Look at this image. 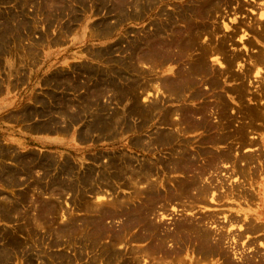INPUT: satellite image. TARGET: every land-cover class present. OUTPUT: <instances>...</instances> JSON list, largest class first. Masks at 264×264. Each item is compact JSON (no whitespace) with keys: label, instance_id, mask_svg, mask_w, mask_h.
<instances>
[{"label":"rangeland","instance_id":"1","mask_svg":"<svg viewBox=\"0 0 264 264\" xmlns=\"http://www.w3.org/2000/svg\"><path fill=\"white\" fill-rule=\"evenodd\" d=\"M115 1L118 4L128 2ZM185 1L162 0L136 17V11L120 5L112 7L110 0H0V264L264 263V144L258 140V133L264 134V98L261 99L264 94V65L255 63L259 53L264 56V43L256 35L260 27L255 23L264 14V0H228L227 6L215 9L207 20H198L200 25L206 24L217 32L214 37L201 35L199 44L213 46L227 35L232 37L230 41L224 39L225 56L215 55L209 59L214 73L218 75L219 71H225L228 59L235 56L237 60L229 66L228 75L249 72L243 82L246 93L241 109L239 102L227 91L240 82L228 81V75L219 77V84H222L219 96L231 106L229 116L235 115L233 119L227 115L223 117L220 121L223 125L230 123L233 129L250 122L251 118L236 112L243 108L247 111L250 106L261 115L254 124L260 131H248V137L257 138L258 147L263 145L262 150L257 152V161L248 166V174L233 173L230 164H223L218 170H206L199 185L209 186L206 194L209 196H205V201L192 203L191 206L195 204L192 208L187 200H194L197 195V186L191 181L197 175L194 170L190 173L191 170L183 168L180 172L179 168L175 170L173 167L175 165L170 160L174 155L175 160L178 157L174 154L180 149L178 144L172 147L143 145H147L158 130L165 134L174 130L169 126L170 121L168 124L157 123L158 120L153 117L155 110L151 111V108L149 114L145 109L158 96H162L163 112H174H170L171 120L177 117L180 106L189 108L203 103L205 106L214 104L213 92L208 93L205 99L195 101H190L188 95L181 102L165 94L163 82L170 79L172 73L169 69L177 67L171 63L164 64L163 56L158 55L154 41L148 36L153 25L166 23L167 14L173 18L181 13L191 15L188 10L192 0ZM177 24V29L183 28V22ZM169 31L168 28L167 33L171 35ZM67 40L68 44L63 43ZM147 49L154 51L152 53ZM103 53L106 54L104 60L94 57ZM131 83H134L133 90L129 89ZM253 96H259V99L254 100ZM216 117H209V120L217 122ZM191 137V134L185 136L187 141ZM138 140L142 141V145L136 143ZM189 144L187 147L192 153L204 147L207 151L211 150L208 151L210 153L221 150L212 145ZM207 156L208 159L211 157L209 154L200 156L199 166L207 163ZM129 159L133 162L127 163ZM144 162L154 167L149 174L142 172ZM132 168H137L135 170L143 173L144 177L143 174L138 173V176L133 173ZM88 173L92 177L85 181L84 176ZM189 182L187 188L182 187ZM181 188L185 190L182 192ZM153 193H156L155 198ZM136 195L140 196L139 200ZM182 195L184 197L179 199ZM166 200L176 202L167 203ZM121 201H124L126 209L121 206L124 205ZM157 202L161 205H156ZM89 204L95 206L94 209ZM115 204H120V207ZM148 204H151V209L148 207L146 215L132 212L133 206L138 208ZM179 205L185 206V209ZM96 211L98 217H95ZM209 217L212 220L209 221ZM191 220H204L202 228L205 227L204 231L210 234L206 239L200 234H197L199 238L191 236H195V240L178 234L180 244L178 237L174 236L184 230L176 232V228L178 225L180 228L184 225L188 227L193 223H190ZM86 222L90 224L87 226ZM153 229L156 234L161 233L160 237L163 235L165 240L162 244L156 242L160 237L149 235ZM158 243L164 245V249Z\"/></svg>","mask_w":264,"mask_h":264},{"label":"bare ground","instance_id":"2","mask_svg":"<svg viewBox=\"0 0 264 264\" xmlns=\"http://www.w3.org/2000/svg\"><path fill=\"white\" fill-rule=\"evenodd\" d=\"M128 2H125L124 4H118L116 1L115 2H113V0H110V5L112 6V7H118L119 5L120 6H123V8L124 7H128L129 9H131V10H133L134 12L136 11V13H135V16L136 17H138V16H141V13L142 12H144V11H147V10H149L151 7H153V5H156V4H158V3H161L162 2V0H127ZM187 1V0H186ZM185 1V2H186ZM191 1V0H190ZM189 1V2H190ZM103 2V1H102ZM119 2V1H118ZM229 1L228 0H192L191 1V6L189 7V12H190V14L191 15H189V14H186V13H181V14H179V15H176L174 18L172 17V15H166L167 16V18H166V23L164 24V25H156L155 24V26L153 25V29L150 31V33H148V36H149V38H151L153 41H154V44H155V46H156V48L158 49V51H159V54L158 55H162L163 57H162V60H164V64H167V63H171V64H174V66L175 67H177V68H171V69H169V71L172 73L171 74V76H170V79H166L167 81H164L163 82V88H164V91H165V94H168L167 96L168 97H174V101H177V102H181L182 100H185V99H187V97H188V95H189V98L188 99H190V101H195V100H198V99H205V96L208 94V93H212L213 92V94H214V99L215 100H213L212 101V103H214L213 104V106L212 105H208V106H205V105H200L199 107H196V106H194V105H192L191 107H189L188 108V106H187V108L185 107H179L180 109H178V111L179 112H176V115H177V117L175 118V119H173V120H171V118H170V112H173V111H166V112H163L164 111V105H163V101H162V96H158L155 100H153V102L151 103V105H149V106H147L145 109L147 110V112L148 111H150V109L152 108V110L151 111H154L155 110V116H153V117H155L157 120H158V124H168L169 123V121H170V123H169V126L170 127H173L174 128V130L172 131V132H168L169 134H165V133H162V132H160V130H158V131H156L155 132V134H154V136L149 140V142L147 143V145L146 144H143L145 147H150V146H164V145H167V146H173V145H175L176 143L178 144V147L180 148V149H178V147L177 146H175L177 149H178V151H176V153H174V154H176L178 157L176 158V160H175V155L174 156H170L171 157V163L173 164V165H175V166H173L174 168H175V170H176V168H179L178 170L180 171V169H187L188 171L189 170H191L190 171V173H192V170H194L195 172H193L195 175H197V177L196 178H190L191 179V181L193 182L192 184L193 185H196L195 187V189L197 190V195H195L194 197H195V199L194 200H190V199H188L187 201L190 203V205H188V206H191L192 205V203H195V202H197L198 200L199 201H205L204 200V198H205V196H206V198L209 196V194H208V196L206 195L209 191L208 190H210V188H209V186H208V188L207 187H204L202 184L201 185H199V183H200V180H201V177L202 176H204L203 174H204V172H206V170H208V169H211V170H218V168L220 169V167H221V165H223V164H226V166L228 165L229 166V164H230V166H229V168H231V171L234 173L235 172V174H236V171H237V174H238V172L241 174V173H247V168H248V166L250 165L251 166V164L253 165L256 161H257V159H258V157H259V155L257 154V152H259V151H261L262 150V148H263V145L261 144L259 147H258V140H260V141H263V144H264V134H261V132L260 133H258V135H259V139L257 140V141H255L257 138H251V137H248V131L251 129L252 130V132H258V131H260L258 128H256V127H254V124L256 123V121H257V119L261 116L260 115V112L259 111H257V110H255L254 108H251V106L249 107L250 109H247V111L243 108L242 110H240L241 108H242V105H240V104H242V102H243V99H244V96H245V93L246 92H244V89H243V82L245 81V79H247V77H248V75H249V72L248 73H244V74H241V75H237V76H235V75H228L229 74V72H230V69H229V66L231 67V65L237 60L235 57H233V59H228V61H227V67H225L226 68V70L225 71H219L220 73L217 75V74H215L214 73V69L211 67V64L209 63V59H211V57L212 56H215V55H224V48H223V43H225L226 42V40H224V39H227L228 41H230V40H232L231 38V36H228L227 35V37L226 38H224L223 40L222 39H219V41H218V43L217 44H214V43H212V44H214L213 46H211V45H209V46H207V45H203V44H199L200 43V41L198 42V40H200V36L202 35V36H212V37H214V35L216 36L217 34V32L215 31V29H211V28H208V26L206 25V24H203V25H200V23L198 22V20H201L202 22H204L205 20H207L211 15H213V11H216L215 9H218V7H221V6H227L229 3H228ZM111 7V8H112ZM156 7V6H155ZM174 7V6H173ZM185 7V6H184ZM110 8V9H111ZM120 8V7H119ZM166 8V7H165ZM174 8H176V7H174ZM186 8V7H185ZM121 10H122V7L120 8ZM126 9V8H125ZM162 10H163V7H162ZM162 10H160L159 12H161ZM166 10V9H165ZM219 10L221 11V9L219 8ZM218 10V11H219ZM125 11V10H124ZM167 11H169V10H167ZM166 11V12H167ZM132 12V11H131ZM130 12V13H131ZM134 12H133V14H134ZM163 12H165V11H163ZM162 12V13H163ZM179 12V11H178ZM180 12H181V10H180ZM162 13H160V14H162ZM170 13V12H169ZM216 13H218V12H216ZM143 14V13H142ZM157 14H158V12H157ZM163 15H165V14H163ZM161 16V15H160ZM261 17H260V19H258L259 21L257 22H255L259 27H260V30L258 31V32H256V35H257V37L259 38V39H261L262 41H263V43H264V19H263V16H264V14H261L260 15ZM212 17H214V16H212ZM177 18H178V20H177ZM153 22V21H152ZM178 22H183V26H181V27H183L182 29L180 28V29H177L178 28ZM158 23V22H157ZM153 24V23H152ZM106 25V24H105ZM180 27V26H179ZM210 27V26H209ZM100 28V27H99ZM98 28V29H99ZM149 28V27H148ZM168 28H169V32H171V35H168V33H167V31H168ZM100 30H103V29H100ZM104 31V30H103ZM148 31V30H147ZM218 31V30H217ZM100 32V31H99ZM99 32H98V34H99ZM106 32V31H105ZM219 32V31H218ZM96 34H97V31H96ZM103 34H104V32H103ZM204 34V35H203ZM165 35V36H164ZM235 35V34H234ZM234 35H233V37H234ZM255 35V34H254ZM226 36V35H225ZM210 38V37H209ZM211 39V38H210ZM210 39H209V41H210ZM215 39V38H214ZM259 39H257V40H259ZM213 41V40H212ZM145 42V41H144ZM214 42V41H213ZM147 43V42H146ZM211 43V42H210ZM148 44V43H147ZM150 44V43H149ZM207 44V43H206ZM140 46V45H139ZM150 46V45H149ZM148 46V47H149ZM141 47H143V46H141ZM147 47V48H148ZM151 47V46H150ZM154 47V46H153ZM136 47H134V49H135ZM145 49V48H144ZM133 49H131V51H132ZM146 51V50H145ZM147 51H151V50H148L147 49ZM153 51L154 50H152L151 52L153 53ZM135 52V51H134ZM156 52H157V50H156ZM107 53V52H106ZM152 53H151V55H152ZM104 55H106L105 53H103V54H95V58H97V59H99V60H104L105 59V57H104ZM157 55V54H156ZM148 56H150V55H148ZM225 56V55H224ZM225 59V58H224ZM152 63H154V62H152ZM255 63L256 64H258V65H264V56L262 55V54H260L259 53V56L256 58V60H255ZM163 64V65H164ZM170 64V65H171ZM151 66V65H150ZM90 69H92V68H90ZM80 70V69H79ZM79 70H77V72L79 71ZM83 70V69H82ZM165 70V69H164ZM259 70V69H258ZM257 70V71H258ZM83 72V71H82ZM246 72V71H245ZM259 72H260V70H259ZM91 73V72H90ZM85 74V73H84ZM84 74H82V76L84 75ZM86 74H87V72H86ZM85 74V75H86ZM260 73H258V75H259ZM78 75H79V73H78ZM81 75V74H80ZM79 75V76H80ZM89 75V74H88ZM91 75V74H90ZM221 75H223L224 77H226L227 75H228V77H226L227 79H228V81H233V82H240L239 84H237L236 86H233V87H231V89H227V91L229 92V93H231L232 94V96H233V98L234 99H236L237 100V102H239L238 104H239V106H240V109H238V110H240V111H236L237 112V114H239V112H240V115H241V113H243V115L242 116H244L245 118H248V119H252V120H250V122H247V123H245L244 122V125H242V126H238V127H236V128H233V129H231V125H230V123H229V125L228 126H226V125H223L224 123L223 122H220L222 119H224L223 117H225L226 115L228 116V117H230L231 119H233V116H235V115H233V116H229V110L231 111V109L229 108V107H231V106H229V103L227 104V103H225L226 101H224L225 99H224V97L222 98V99H224V100H222L221 99V96H219V94L221 93L220 91H219V89L221 88L220 86L222 85V84H219V77H222ZM64 76V75H63ZM65 76H67V75H65ZM91 76H93V75H91ZM103 76H105V75H103ZM61 77V76H60ZM70 77V76H69ZM68 77V78H69ZM89 77V76H88ZM54 78V77H53ZM91 78V77H90ZM89 78V79H90ZM105 78V77H104ZM67 79V78H66ZM77 79V78H76ZM135 79V78H134ZM64 80H65V78H64ZM70 80V79H69ZM81 80V79H80ZM84 80V79H83ZM88 80V79H87ZM100 80V79H99ZM135 80H137V79H135ZM60 81V80H59ZM157 81H158V79H157ZM160 81V80H159ZM159 81H158V83H159ZM49 82V81H48ZM77 82V81H76ZM85 82V81H84ZM100 82V81H99ZM111 82V81H110ZM116 82V81H115ZM132 82V81H131ZM156 82V81H155ZM65 83V82H64ZM78 83V82H77ZM103 83V82H102ZM74 84V83H73ZM79 84V83H78ZM81 84V83H80ZM83 84V83H82ZM99 85H100V83H98ZM111 84V83H110ZM114 84V82L112 83V85ZM133 84L134 83H131V85H130V87H129V89H131V90H133ZM154 84V83H153ZM116 85V84H115ZM118 85V84H117ZM136 85V84H135ZM203 85V89L202 88H199V87H201ZM84 86V85H83ZM94 86H95V84H94ZM102 86V85H101ZM143 86V85H142ZM159 86V85H158ZM157 86V87H158ZM75 87V86H74ZM79 87V86H78ZM89 87V86H88ZM106 87V86H105ZM104 87V88H105ZM144 87V86H143ZM155 87V86H154ZM90 88V87H89ZM102 88H103V86H102ZM109 88H111V86L109 87ZM198 88V89H197ZM80 89H81V87H80ZM100 89V88H99ZM106 89H108V88H106ZM113 89V88H112ZM120 89V88H119ZM118 89V90H119ZM127 89H128V87H127ZM128 89V90H129ZM143 90H144V88H142ZM160 88H158V91H160L159 90ZM263 89V93H264V88H262ZM261 89V90H262ZM87 90V89H86ZM93 90V89H92ZM98 90V89H97ZM125 90V89H124ZM128 90H126V92H128ZM150 90V89H149ZM163 90V89H162ZM72 91V90H71ZM78 91V90H77ZM146 91V90H145ZM163 91V92H164ZM245 91H246V89H245ZM90 92V91H89ZM155 93V92H154ZM157 93V92H156ZM138 94V93H137ZM224 94V93H223ZM82 95V94H81ZM125 95V94H124ZM213 96V95H212ZM211 96V97H212ZM54 97H57V95H55ZM59 97V96H58ZM66 97V96H65ZM85 98H86V94H85V96H84ZM123 97V96H122ZM207 97V96H206ZM79 98H81V97H78V99ZM89 98V97H88ZM87 98V99H88ZM138 98H139V96H138ZM137 98V99H138ZM264 98V94H262V96H261V99H263ZM83 99V98H82ZM123 99V98H122ZM166 99V98H165ZM252 99H259V96H253L252 97ZM89 100V99H88ZM91 101V100H90ZM164 102H165V100H164ZM168 101H166V103H167ZM170 102V101H169ZM168 102V103H169ZM257 102V101H256ZM75 103V102H74ZM91 103V102H90ZM137 103V102H136ZM191 103V102H190ZM207 103V102H206ZM205 103V104H206ZM209 103V102H208ZM79 104V103H78ZM77 104V105H78ZM135 104V103H134ZM165 104V103H164ZM192 104V103H191ZM211 104V103H210ZM84 105V104H83ZM67 106V105H66ZM186 106V105H185ZM80 107V106H79ZM246 108H247V105L245 106ZM253 107V106H252ZM90 108V107H89ZM238 108V107H237ZM244 110V111H243ZM142 111V110H141ZM174 111H175V109H174ZM243 111V112H242ZM129 113V112H128ZM135 113V112H134ZM143 113V112H142ZM149 113V112H148ZM174 113V112H173ZM150 114V113H149ZM162 114V116L160 117V115ZM236 114V113H235ZM236 114V115H237ZM130 115L131 116H134V114H131V112H130ZM144 115V114H143ZM173 115V114H172ZM215 115H217V117H216V119L218 120L217 122H212V119L211 120H209V117H212V116H215ZM246 115V116H245ZM65 117V116H64ZM141 117H142V115H141ZM150 117V116H149ZM149 117H147V118H149ZM227 117V118H228ZM238 117V116H237ZM62 118V117H61ZM144 118V117H143ZM234 119H235V117H234ZM142 120V119H141ZM145 120V119H144ZM228 120V119H227ZM236 121L238 120V119H235ZM143 121V120H142ZM211 121V122H210ZM223 121V120H222ZM234 121V120H233ZM145 122V121H144ZM229 122H231V121H229ZM238 122V121H237ZM242 122V121H241ZM258 122V121H257ZM223 123V124H222ZM227 123V122H226ZM225 123V124H226ZM236 123V122H235ZM234 123V124H235ZM237 124V123H236ZM235 124V125H236ZM242 124V123H241ZM134 125V124H133ZM256 125V124H255ZM54 126V125H53ZM259 126V125H258ZM128 127V126H127ZM165 127V126H164ZM106 128V127H105ZM105 128H103V129H105ZM145 128V127H144ZM261 128V127H260ZM36 129V128H35ZM38 129V128H37ZM40 129V128H39ZM49 129H50V127H49ZM57 129H58V127H57ZM131 130H133L132 129V127L130 128ZM130 129H128V130H130ZM143 129V128H142ZM157 129H159V128H157ZM42 130H44L43 128H42ZM42 130H40V131H42ZM127 130V131H128ZM39 131V130H38ZM45 131V130H44ZM58 131V130H57ZM108 131V130H107ZM167 132V131H166ZM102 133V132H101ZM105 133V132H104ZM154 133V132H153ZM251 133V132H250ZM262 133H263V131H262ZM189 134H191L192 135V137H191V140L193 141H191L190 139V141L191 142H188L187 141V139L185 138V136H188ZM252 134V133H251ZM255 135V134H254ZM255 137V136H254ZM194 139V140H193ZM142 141H137L136 143L137 144H139V143H141ZM143 143H144V141H143ZM192 144V145H194V144H200V146H201V144L202 145H212V146H215V147H217V148H220L221 150L219 151V152H215V153H210L211 152V150H208V151H210V152H208L207 150H206V147H204V148H198V151H196V153L195 152H193L192 153V151L191 150H189L188 149V144ZM189 144V145H190ZM141 145H142V143H141ZM174 147V148H175ZM154 148V147H153ZM197 148V147H196ZM240 149H243V151H242V153H239V152H237V151H239ZM245 149V150H244ZM170 152H171V150H169ZM191 151V152H190ZM174 152V151H173ZM243 152H244V154H243ZM200 153V154H199ZM206 154H209V156L211 155V157H209V159H208V156H207V163H205L204 165H202V163L200 164L201 166H199L198 165V163L199 162H201V160H200V156L202 155V156H206ZM261 154V153H260ZM262 155V154H261ZM261 155H260V157H261ZM127 156V155H126ZM169 156V155H168ZM264 157V156H263ZM126 158V157H125ZM124 159V158H123ZM132 159V158H131ZM169 159V158H168ZM206 159V158H205ZM261 159V158H260ZM125 160V159H124ZM160 160V159H159ZM162 160V159H161ZM164 160V159H163ZM262 161V160H261ZM126 162L127 163H129V162H133V160H126ZM163 162V161H162ZM205 162V161H204ZM244 162V164H242ZM123 163V162H122ZM164 163V162H163ZM166 163V162H165ZM167 163H169V160H168V162ZM171 164V165H172ZM262 164H263V162H262ZM112 165V164H111ZM130 165H131V163H130ZM138 166V165H137ZM263 166H264V164H263ZM129 167V166H128ZM127 167V168H128ZM132 167V166H131ZM130 167V168H131ZM165 168H167L166 167V164H165V166H164ZM240 167H242V168H240ZM152 168H154V167H151V166H148L147 165V163H143L142 164V172L143 173H150L153 169ZM174 168L172 169L171 167H170V170L171 171H174ZM251 168V167H250ZM133 169V168H132ZM135 169H137V168H135ZM135 169H133V170H131V171H133V173H135V174H138L139 172H138V170H135ZM245 169V170H244ZM252 169V168H251ZM140 170V169H139ZM168 170V169H167ZM255 170H256V168H255ZM254 170V171H255ZM129 171H130V169H129ZM141 171V170H140ZM155 171V170H154ZM170 171V172H171ZM188 171H186V172H188ZM181 172V171H180ZM208 172V171H207ZM210 172V171H209ZM208 172V173H209ZM130 173V172H129ZM143 173H139V174H143ZM210 173H213V171L212 172H210ZM215 173V172H214ZM213 173V174H214ZM139 174H138V176H139ZM188 174H189V172H188ZM187 174V175H188ZM193 174V175H194ZM213 174H211V175H213ZM234 174V175H235ZM248 174V173H247ZM264 174V173H263ZM134 175V174H133ZM151 175H152V173H151ZM208 175V174H207ZM91 175L88 173V174H86L85 176H84V180L85 181H88V179H89V177H90ZM138 176H137V178H138ZM141 176V175H140ZM143 177H144V174L142 175ZM146 176V175H145ZM150 175H148V178H150L149 177ZM214 176V175H213ZM241 176V175H240ZM247 176H249V175H247ZM92 177V176H91ZM142 177V178H143ZM188 177V176H187ZM189 177H192V176H189ZM194 177V176H193ZM205 177V176H204ZM203 177V178H204ZM210 177H212V176H210ZM215 177V176H214ZM214 177H212V178H214ZM244 177V174L242 175V178ZM140 178V177H139ZM202 178V179H203ZM211 178V179H212ZM132 179V178H131ZM136 179V178H135ZM91 180V179H90ZM140 180V179H139ZM143 180V179H142ZM205 180H206V178H205ZM210 180V179H209ZM215 179H212V181H214ZM218 180V179H217ZM216 180V181H217ZM84 181V182H85ZM204 181V180H203ZM182 182H184V181H182ZM181 182V183H182ZM211 182V181H210ZM179 183V182H178ZM191 182H189L187 185H183L182 187H186L187 188V186L190 184ZM88 184V183H87ZM177 184V183H176ZM152 185V184H151ZM175 186H177V185H175ZM178 188H179V186H177ZM177 188V189H178ZM260 188H262V185L260 184ZM151 189V188H150ZM150 189H148L147 191H149ZM155 189V188H154ZM182 189V188H181ZM180 189V190H181ZM214 189V188H213ZM96 190V189H95ZM93 191V193L94 192H96V191ZM158 190V189H157ZM160 190V189H159ZM169 190H171V189H169ZM179 190V191H180ZM185 190V189H184ZM183 189H182V192L184 191ZM138 191V190H137ZM150 191H152V190H150ZM167 191H168V189H167ZM178 190H177V192H179ZM194 191V190H193ZM138 192H140V191H138ZM144 192L145 191H143L142 190V194H144ZM175 192V191H174ZM149 193V192H148ZM147 193V194H148ZM159 193H160V191H159ZM193 193V192H192ZM195 193V192H194ZM95 194V193H94ZM97 194V193H96ZM95 194V195H96ZM137 194H139L140 195V193H137ZM142 194L140 195V196H142ZM156 194V193H155ZM154 193H153V196L155 195ZM168 194V193H167ZM172 194V193H171ZM180 194V193H179ZM191 194V193H190ZM98 195H99V192H98ZM146 195V194H145ZM159 196L161 195V194H158ZM157 195V196H158ZM176 195V194H175ZM174 195V196H175ZM183 195H184V193H183ZM180 196L179 197V199H181V197H184V196ZM192 195V194H191ZM137 197H135V198H138V197H140V196H138V195H136ZM148 196H149V194H148ZM151 196V195H150ZM158 196V197H159ZM164 196V195H163ZM165 196H168V195H165ZM187 196V195H186ZM185 196V197H186ZM189 196V195H188ZM152 197V196H151ZM150 197V198H151ZM170 197V196H169ZM172 195H171V199H172ZM176 197V196H175ZM191 197V196H190ZM193 197V198H194ZM134 198V197H133ZM154 198H155V196H154ZM157 198V197H156ZM160 198H162V197H160ZM132 199V198H131ZM152 199V198H151ZM166 199V198H165ZM168 199V198H167ZM170 199V198H169ZM186 199V198H185ZM138 200H139V198H138ZM153 200V199H152ZM159 200H161V199H159ZM133 201V200H132ZM140 201H142V200H140ZM155 201H157L156 199H155ZM167 201V203H175L176 202V200H166ZM178 201H184V200H178ZM178 201H177V203H178ZM198 201V202H199ZM113 202V201H112ZM115 202V201H114ZM117 202H119V201H117ZM117 202H115V203H117ZM127 202V201H126ZM181 202V203H182ZM89 203H90V201H89ZM121 203L122 204H124V201L122 202L121 201ZM120 203V204H121ZM134 203H135V201H134ZM143 203H146V202H143ZM188 203V204H189ZM200 203V202H199ZM202 203V202H201ZM87 204V203H86ZM85 204V205H86ZM101 204V203H100ZM113 204V203H112ZM119 204V205H120ZM126 204H128V203H126ZM131 204V203H130ZM159 204V206L161 205L160 203H158L157 202V204L156 205H158ZM163 204V203H162ZM90 205V204H89ZM97 205V204H96ZM99 205V204H98ZM97 205V206H98ZM118 204L116 205L115 204V206L117 207V206H119ZM132 205V204H131ZM149 205V206H148ZM148 205H146V206H140V207H138V208H136L135 206H133V208H134V210L132 211V212H134V214H136V212L138 213V211L140 212V213H143V215H146V210H148V207H149V209H151V204H148ZM165 205V204H164ZM194 205L195 204H193V206H191L192 208L194 207ZM91 206V205H90ZM89 206V207H90ZM122 207L123 206H125V204L124 205H121ZM128 206V205H127ZM169 206V205H168ZM182 207L183 205H179V207ZM95 207V206H94ZM94 207L93 206H91V208H93L94 209ZM120 207V206H119ZM122 207H121V210H122ZM156 208H157V206H155ZM167 207V206H166ZM178 207V208H179ZM185 206H183V208H184ZM87 208V207H86ZM90 208V209H91ZM124 208V207H123ZM131 208V207H130ZM117 209V208H116ZM115 209V211L116 212H118L117 210ZM124 209H126V207L124 208ZM153 209V208H152ZM185 209V208H184ZM189 209L190 208H188V210L187 211H189ZM95 210H97V209H95ZM98 210H100V209H98ZM130 209H128V211H129ZM155 210V209H154ZM153 210V211H154ZM159 210H161V208L159 209ZM193 210V209H192ZM150 212H153V211H151V210H149ZM162 211H163V209H162ZM165 211H166V208H165ZM185 211V210H184ZM106 212V211H105ZM108 212H110V211H108ZM116 212H115V215H116ZM119 212H121V211H119ZM130 212V211H129ZM129 212H128V214H129ZM148 212V211H147ZM155 212H156V210H155ZM96 213H97V211L95 212V217H98L97 215H96ZM121 213H123V211L121 212ZM120 213V214H121ZM98 214V213H97ZM102 214H103V211H102ZM125 214V213H124ZM133 214V213H132ZM139 214V213H138ZM154 214V213H153ZM164 214V213H163ZM216 214V213H215ZM214 214V215H215ZM99 215V214H98ZM122 215V214H121ZM217 215V214H216ZM101 216V215H100ZM103 216H107V215H103ZM118 216V215H117ZM123 216V215H122ZM129 217H130V215H128ZM133 216V215H132ZM141 216H142V214H141ZM147 216H149V212H148V215ZM147 216H145V217H147ZM203 216V215H202ZM209 216H212V214H210ZM94 217V218H95ZM127 217V216H126ZM125 217V218H126ZM129 217H127V218H129ZM134 217H135V215H134ZM136 217H137V215H136ZM135 217V218H136ZM145 217H143L142 219H144ZM205 217V216H204ZM208 217V216H207ZM213 217V216H212ZM102 218H104V217H102ZM134 218V219H135ZM138 218V217H137ZM136 218V219H137ZM195 218V217H194ZM211 217H209V221L210 220H212V218L210 219ZM215 218V217H214ZM133 219V218H132ZM92 220H94V219H92ZM103 220V219H102ZM102 220H100V221H102ZM139 220V219H138ZM147 220H149V219H147ZM186 220H188V219H186ZM99 221V220H98ZM128 221V220H127ZM127 221H126V223H127ZM133 221H135V220H133ZM133 221H132V224H134L133 223ZM140 221V220H139ZM138 221V222H139ZM143 221V220H142ZM146 221V220H145ZM190 221V220H189ZM204 220H202V222H203ZM208 221V223H210ZM214 221V220H213ZM212 221V222H213ZM87 222H89V221H87ZM87 222H86V224L85 225H87ZM125 222V221H124ZM123 222V223H124ZM141 222V221H140ZM147 222V221H146ZM151 222V221H150ZM177 222H179V221H177ZM184 222H185V220H184ZM187 222V221H186ZM193 222V223H192ZM202 222L201 221H192L191 220V222L190 223H192V224H190L188 227H186L185 225H184V223H183V225L184 226H182L181 228H180V225H178L179 227L178 228H176V232H177V230H179L180 231V229H181V231L182 230H184V232H179V233H175V235L176 236H174V237H178V242H179V240L181 239V237L182 236H185V237H187L188 238V236H190V240L193 238H191V236H193V235H196V236H198L197 234H200V236L201 237H204L205 239H206V237H208V234H210V232L209 233H207L208 231L207 230H205L204 231V228H202L203 226H202ZM205 222H206V220H205ZM232 222V221H231ZM174 223V222H173ZM90 224V223H89ZM88 224V225H89ZM146 224V223H145ZM179 224V223H178ZM87 225V226H88ZM93 225V224H92ZM125 225V224H124ZM143 225H144V223H143ZM172 225V224H171ZM204 225V224H203ZM84 226V225H83ZM101 226V225H100ZM100 226H98V227H100ZM126 226H128V224H126ZM134 226H136V225H134ZM149 226V225H148ZM152 226H154V224L152 225ZM156 226V225H155ZM175 226V225H174ZM86 227V226H85ZM91 228V227H90ZM94 228H96V227H94ZM100 228H102V227H100ZM99 228V229H100ZM142 228V227H141ZM140 228V229H141ZM146 228H149V227H146ZM156 228H157V226H156ZM93 229V228H92ZM126 229V228H125ZM150 229H151V227H150ZM159 229V228H158ZM206 229H208L207 227H206ZM88 230H89V228H88ZM88 230H86V233H87V231ZM127 230H128V227H127ZM142 230H143V228H142ZM95 231V230H94ZM98 231V230H97ZM163 231V230H162ZM167 231V230H166ZM209 231H211V230H209ZM100 232V231H99ZM102 232V231H101ZM126 232V231H125ZM150 232V231H149ZM95 233V232H94ZM120 233H123V232H120ZM145 233V232H144ZM158 233H160V232H158ZM185 233V234H184ZM119 234V233H118ZM124 234V233H123ZM146 234H147V232H146ZM164 234H166V233H164ZM172 234H174V232L172 233ZM179 234V236H181V237H179V236H177ZM86 236H87V234H85ZM85 235H83V236H85ZM95 235H96V233H95ZM98 235V234H97ZM96 235V236H97ZM117 235V234H116ZM120 235V234H119ZM140 235V234H139ZM149 235H152V237H154V236H156V237H160V235H161V233L158 235V234H156L155 232H154V229H153V232H151V233H149ZM169 235V234H168ZM86 236H85V238H86ZM143 236V235H142ZM144 236H145V234H144ZM163 236V235H162ZM160 237V239H157L156 240V242H159V243H163V240H165L164 239V237ZM92 237V236H91ZM90 237V238H91ZM117 237V236H116ZM165 237H167V235L165 236ZM174 237H172L171 236V238H174ZM212 237V236H211ZM88 238V237H87ZM94 238V237H93ZM96 238V237H95ZM98 238H99V235H98ZM169 238V237H168ZM180 238V239H179ZM194 238H195V236H194ZM193 238V240H195ZM198 238H199V236H198ZM203 238V239H204ZM100 239H101V237H100ZM121 239V238H120ZM136 239V238H135ZM149 239V238H148ZM148 239H146V240H148ZM183 239H185V238H183ZM204 239V241H206ZM214 239V238H213ZM216 239V238H215ZM218 239V238H217ZM219 239H221V237L219 236ZM90 240V239H89ZM115 240H117V238H115ZM154 240H155V238H154ZM210 240V239H209ZM222 240V239H221ZM100 241V240H99ZM111 241H114V240H112L111 239ZM141 241V240H140ZM170 241H171V239H170ZM173 241V240H172ZM181 241V240H180ZM186 241V240H185ZM198 241V240H197ZM203 241V240H202ZM211 241H212V239H211ZM214 241V240H213ZM218 241V240H217ZM216 241V243H218ZM220 241V240H219ZM92 242V244H93V246H94V243H93V241H91ZM114 242H116V241H114ZM120 242V241H119ZM122 242V241H121ZM152 242H153V240H152ZM165 242V241H164ZM187 242H188V239H187ZM201 242V241H200ZM215 242V241H214ZM110 243V242H109ZM158 243V246H162V245H160ZM177 243V242H176ZM180 243V242H179ZM179 243H178V245H179ZM95 244H97V243H95ZM111 244V243H110ZM153 243H151V245H152ZM154 244H155V241H154ZM153 244V245H154ZM180 244H182V243H180ZM212 244V243H211ZM107 245H109V244H107ZM107 245H105V246H107ZM112 245V244H111ZM114 245V244H113ZM196 245H199V244H196ZM205 245V244H204ZM206 245H208L207 243H206ZM214 245V244H213ZM219 245V244H218ZM217 245V246H218ZM156 246V245H155ZM164 246V245H163ZM163 246L161 247V248H163ZM182 246V245H181ZM180 246V247H181ZM209 246H210V244H209ZM216 246V245H215ZM113 247V246H112ZM165 247V246H164ZM180 247H179V249H180ZM202 247V245L200 246V248ZM206 247V246H205ZM103 249H104V247H102ZM199 248V247H198ZM203 248V247H202ZM201 248V249H202ZM207 248V247H206ZM112 248H110V250H111ZM151 249H153V248H151ZM164 249V248H163ZM178 249V248H177ZM201 249H200V252H201ZM213 249V248H212ZM212 249H209V250H211V252H212ZM104 250H107V249H104ZM156 250L158 251V249H157V247H156ZM156 250H154V251H156ZM197 250H199V249H197ZM203 250V249H202ZM205 250V249H204ZM160 251V250H159ZM214 251V250H213ZM102 252H104V251H102ZM105 252H107V251H105ZM108 252L110 253V251L108 250ZM162 252H163V250H162ZM196 252V251H195ZM204 251H202V253H203ZM220 252V251H219ZM207 253V252H206ZM205 253V254H206ZM215 254H216V252H215ZM207 256V255H206ZM224 256V255H223ZM226 257H227V255H225ZM229 256V255H228ZM209 256H207V258H208ZM211 257V256H210ZM225 257V258H226ZM230 259V258H229ZM246 261V260H245ZM228 262H229V260H228ZM247 262V261H246ZM252 262V261H251ZM254 263H255V261H253ZM260 262V261H259ZM249 263V262H248ZM245 264V263H244ZM250 264V263H249ZM256 264H258V262L256 263ZM262 264V263H261ZM264 264V263H263Z\"/></svg>","mask_w":264,"mask_h":264},{"label":"crops","instance_id":"3","mask_svg":"<svg viewBox=\"0 0 264 264\" xmlns=\"http://www.w3.org/2000/svg\"><path fill=\"white\" fill-rule=\"evenodd\" d=\"M63 43H67V44H68V43H69V40H67V41H65V42H63ZM82 54H84V53H82ZM44 55H46V54H44ZM46 56H47V55H46ZM3 92H4V91H3Z\"/></svg>","mask_w":264,"mask_h":264}]
</instances>
